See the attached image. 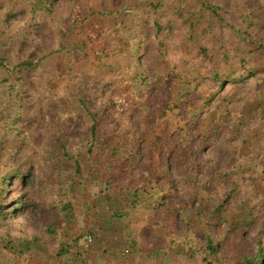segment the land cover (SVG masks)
Here are the masks:
<instances>
[{"label": "trees", "instance_id": "trees-1", "mask_svg": "<svg viewBox=\"0 0 264 264\" xmlns=\"http://www.w3.org/2000/svg\"><path fill=\"white\" fill-rule=\"evenodd\" d=\"M57 1L0 0V246L7 263L17 254L29 264L32 251L35 257L48 251L43 236L6 228L14 222L22 226L17 210L35 217L37 191L50 196L61 217L62 235L47 228L59 255L70 253L67 239L81 196L98 225L125 220L133 253L148 264H155L154 258L157 264H264V219L258 212L264 204V135L251 148L242 139L244 149L235 152L224 144L219 152L228 156L224 170L208 151L225 137V124L232 121V132L242 125L253 128L246 122L250 112L240 108L218 124L226 84L264 70V58L247 64L264 52V1H250L238 23L228 21L221 13L226 8L212 0H120L117 5L103 0L97 11L88 8L83 16L74 11L69 19L57 13ZM43 16L54 21L59 48L69 49L68 76L78 81V89L67 93V107L50 104L40 118L31 93L33 73L54 54L40 32ZM89 18L94 35L105 27L98 18H111L122 40L107 36L98 54L105 58L113 48L114 61L100 60L95 70L84 71L76 64L91 40L68 43L67 36ZM176 21L186 28L179 44L187 51L170 59ZM227 30L233 37L230 49L222 46ZM193 55L207 60L210 72L195 63L192 76L187 74ZM209 78L216 86L207 91ZM226 99L230 107L237 103ZM212 102L219 110L215 117L207 111ZM9 194L15 203L7 210ZM252 230L257 247L247 243ZM80 239L78 234L72 242ZM77 261L69 256L67 263Z\"/></svg>", "mask_w": 264, "mask_h": 264}, {"label": "rangeland", "instance_id": "rangeland-1", "mask_svg": "<svg viewBox=\"0 0 264 264\" xmlns=\"http://www.w3.org/2000/svg\"><path fill=\"white\" fill-rule=\"evenodd\" d=\"M101 1L103 0H75V1H57L56 7H57V13L61 15L64 19H69L71 14L74 13V11H77V14L80 16L87 15V9L91 8V10H98L101 5ZM108 1V0H107ZM110 1V0H109ZM112 5H117L120 0H112ZM148 1H154V0H146ZM214 3L225 7V11H222L221 13L225 16V18L230 21L231 23H238L241 22V16L242 13L246 11V8L248 6V3L251 1L252 5H255L257 3H262L264 0H212ZM75 8V9H74ZM169 13V11L167 12ZM264 14V12H263ZM90 20L86 23V25H80L77 29L70 31L68 33L67 39L68 43H73L76 40L80 41H88L85 46H83L85 57L84 59L78 61L76 64L79 69H82L84 71H93L96 69V64L101 60L105 63H110L114 61V57L112 49L108 50V53L105 58L101 57L98 53L104 48V39L107 36H111V38L117 39L120 38L122 40V37L119 36L117 29L114 27L112 19L109 20H102L98 18V21H101L105 27H102V31L100 34L94 35L93 29L91 28L90 21L92 18H89ZM100 19V20H99ZM43 23L40 27V32L46 35L47 40V46L49 51H53L54 54H49L48 58L46 59L44 64H40L38 69L34 71L33 76L35 80V84L33 88L31 89L32 96L35 98V105L37 108L40 109L39 114L41 115L40 118L44 115V113L50 109V104L54 105V103H59L62 107H67V99H65L67 93L69 90H77L78 89V81L77 80H71L69 78V71L66 67L67 59V51L66 49L59 48L58 43V34H55L58 31L55 28L54 21L48 17L43 16L42 18ZM179 22L176 21V32L175 35L172 37L171 41V51L169 54V58H178L181 50L183 52L187 51V48L185 46H182L179 44L180 37L185 34V26L184 25H178ZM102 25V26H103ZM216 32L219 31L216 27ZM227 35L224 36V44L222 45L223 48L230 49V43L229 41L232 40V35L230 34L231 30H227ZM204 43H206L207 46H212L211 39H208L207 36H204ZM121 46L124 48V42H122ZM60 50V51H59ZM57 51V52H56ZM56 55V56H55ZM150 56H152L150 54ZM258 57V55L256 56ZM255 56H251L248 61V66H250L253 62L260 61L261 58H264V52L261 53L260 57L258 59ZM193 61L187 68V74L192 76V73H194V69L197 65H200L203 67V69L207 72V70L210 72V65L207 60L200 59L193 55ZM144 63L146 65L152 66V63L148 61V58L144 59ZM195 63L197 65H195ZM221 64L225 65L224 62H220ZM240 71H243L242 69ZM50 85L52 87V90L47 93L46 86ZM206 90H213L216 86L215 80L209 78L208 81L205 82ZM222 95H224L226 98L230 97L231 99H235L237 102L234 106L230 107L226 103L230 99H226L224 97V102H222V110L221 112V120L218 125H223L225 122V119L229 118L230 115L235 114L234 112L237 111V109H241L242 112H246L247 115H250L246 122L250 127L249 130L245 128L243 125L240 126L242 129L231 131V127L233 124L227 123L225 124V130L223 135L225 137L218 138L216 142H213L212 147L208 149L209 153L211 154L212 159L214 161L219 162V166L222 170H224L226 166V162L228 159V156H222L220 155V150L224 148V144L230 143L232 145V148L235 151H237L239 148L241 150L244 149V147L251 148L252 144L255 143L262 135H264V70L259 71L256 76H250L246 81L241 82L239 84H235L233 82H228L225 86V88L222 89ZM248 102V103H247ZM34 105V106H35ZM216 102H212L209 106L207 111L211 112V116L215 117L216 114L219 113V110L217 111L216 108ZM205 111L203 113L204 117L207 116L208 112ZM220 116V115H219ZM227 117V118H226ZM245 119V116H243V120ZM234 122V121H233ZM36 124V123H35ZM33 125V129L36 128V125ZM238 125V123H236ZM259 130L261 133L260 135H256V132H253V130ZM261 129V130H260ZM250 131V132H249ZM232 133V134H231ZM230 136L229 139L230 142H225L227 137ZM246 138L248 143L243 147L242 146V139ZM225 142V143H224ZM35 176H36V165L33 166L31 177L29 179V184L27 188H32L35 185ZM35 190V188H33ZM13 192V190L11 191ZM10 192V193H11ZM34 204L33 209L35 213V217L31 218L29 217L23 210H17L16 216L19 220H21L22 226H19V222H14V224H10L8 227H6L8 230L14 229L15 227H22V232L29 235V236H43L44 237V243L49 244L48 245V251L51 253H55L58 251V245L57 244H51L52 238L49 236V232L47 231L48 226H52L54 228V232H56L58 235H62L63 230V223L61 220L60 215L58 214L57 208H55L51 204V198L49 195L41 196L37 191H34ZM14 196H11L9 194L8 198L6 200L10 202L9 205H7L6 209L9 210L11 205L15 203ZM45 197V198H44ZM77 200V215L81 217L80 219L74 218L71 222V230L70 235L71 237L67 239L69 245L68 250H72L73 248V242L72 238H76L78 234H80L81 239L82 235L90 234V230L95 231V236H98L99 231L104 230L101 225H98L99 221H96V218L93 217L92 211L89 212V209L87 206L84 205L83 198L81 196H78L76 198ZM258 212H261V220L264 219V204L262 206H259ZM117 222V221H116ZM121 227L126 230V224L125 220L123 219L120 222ZM201 227H203V224H200ZM226 227V225H223ZM98 227H100L98 230ZM121 228V230H122ZM61 229V230H60ZM256 231L252 230L248 234V244L252 247H257L256 244V237H255ZM97 234V235H96ZM94 236V235H93ZM94 236V238H95ZM131 239V238H130ZM132 240V239H131ZM169 239L161 240L162 243L166 242ZM58 241V239H57ZM205 243V240H204ZM93 244H90L88 247L85 246L83 241V247L85 249H89ZM1 247V246H0ZM129 247V246H128ZM127 248V247H126ZM125 248V249H126ZM131 248V247H130ZM124 249V254L125 253ZM35 251H33V254ZM41 253V252H36ZM134 257L141 258L144 260V264H148V261L143 257V255H140L139 253L135 252L133 253ZM20 259H25L23 256H19ZM154 263L157 264L156 259H153ZM146 262V263H145Z\"/></svg>", "mask_w": 264, "mask_h": 264}, {"label": "crops", "instance_id": "crops-1", "mask_svg": "<svg viewBox=\"0 0 264 264\" xmlns=\"http://www.w3.org/2000/svg\"><path fill=\"white\" fill-rule=\"evenodd\" d=\"M120 222L121 221H114L111 223L109 222L110 224L101 225L104 230L99 231L98 236H95V242L89 249L83 247L84 234L80 241L76 243L74 241L72 250H68L70 252L69 254L64 252L59 255V253L56 252V255L55 253L46 252V254H39L35 257L32 251L30 254L32 257L29 258L28 263L68 264V257L73 256L78 260V264L83 260L86 264H144L143 259L134 257L133 241L126 235V230L124 227H121ZM128 246L131 247V252L124 254V249ZM39 256L42 259H39ZM5 258H7L6 253L0 247V264H27V260L20 259L17 254H14L13 263H7Z\"/></svg>", "mask_w": 264, "mask_h": 264}, {"label": "built area", "instance_id": "built-area-1", "mask_svg": "<svg viewBox=\"0 0 264 264\" xmlns=\"http://www.w3.org/2000/svg\"><path fill=\"white\" fill-rule=\"evenodd\" d=\"M92 240H93V236H92L91 234H87V235H85V236H84V240H83L85 246L88 247V246L90 245V243L92 242ZM130 250H131V248H130V247H127V248L125 249V253L130 252Z\"/></svg>", "mask_w": 264, "mask_h": 264}]
</instances>
